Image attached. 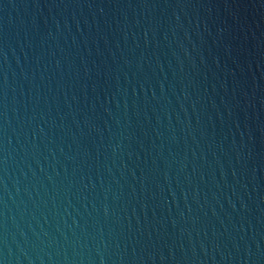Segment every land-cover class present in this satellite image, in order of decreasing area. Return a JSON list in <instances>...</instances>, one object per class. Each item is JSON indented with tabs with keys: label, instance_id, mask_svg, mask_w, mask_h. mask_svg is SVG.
Instances as JSON below:
<instances>
[{
	"label": "water",
	"instance_id": "obj_1",
	"mask_svg": "<svg viewBox=\"0 0 264 264\" xmlns=\"http://www.w3.org/2000/svg\"><path fill=\"white\" fill-rule=\"evenodd\" d=\"M0 264H264V0H0Z\"/></svg>",
	"mask_w": 264,
	"mask_h": 264
}]
</instances>
